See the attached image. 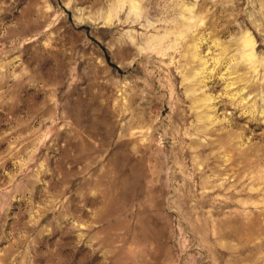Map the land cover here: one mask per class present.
Instances as JSON below:
<instances>
[{
  "label": "rangeland",
  "instance_id": "rangeland-1",
  "mask_svg": "<svg viewBox=\"0 0 264 264\" xmlns=\"http://www.w3.org/2000/svg\"><path fill=\"white\" fill-rule=\"evenodd\" d=\"M0 264H264V0H0Z\"/></svg>",
  "mask_w": 264,
  "mask_h": 264
}]
</instances>
